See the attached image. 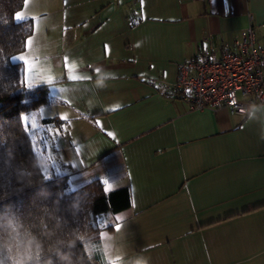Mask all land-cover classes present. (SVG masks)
<instances>
[{"label": "crops", "instance_id": "0c3cea01", "mask_svg": "<svg viewBox=\"0 0 264 264\" xmlns=\"http://www.w3.org/2000/svg\"><path fill=\"white\" fill-rule=\"evenodd\" d=\"M18 12L32 21L15 58L44 89L38 122L69 139L49 152L36 140L43 172L129 190L97 224L91 264H264V104L193 109L162 89L250 22L264 43V0H24Z\"/></svg>", "mask_w": 264, "mask_h": 264}, {"label": "trees", "instance_id": "16d2710c", "mask_svg": "<svg viewBox=\"0 0 264 264\" xmlns=\"http://www.w3.org/2000/svg\"><path fill=\"white\" fill-rule=\"evenodd\" d=\"M23 2L0 0V264H91L97 217L125 210L129 190L107 191L98 178L70 187L65 175L43 172L23 114L44 89L25 85L15 58L32 32L30 18L15 19Z\"/></svg>", "mask_w": 264, "mask_h": 264}, {"label": "built area", "instance_id": "2783aa9c", "mask_svg": "<svg viewBox=\"0 0 264 264\" xmlns=\"http://www.w3.org/2000/svg\"><path fill=\"white\" fill-rule=\"evenodd\" d=\"M162 89L193 109L224 106L244 114L264 104V43L252 22L231 41L201 47L194 57L179 62L175 80Z\"/></svg>", "mask_w": 264, "mask_h": 264}, {"label": "rangeland", "instance_id": "374dc122", "mask_svg": "<svg viewBox=\"0 0 264 264\" xmlns=\"http://www.w3.org/2000/svg\"><path fill=\"white\" fill-rule=\"evenodd\" d=\"M42 114L46 115L47 113L43 112V110H36V111H33L29 114H23L24 123L26 124L28 131H29L31 137L33 138V140L36 142L37 139L44 138L45 140L43 141V145H45L47 147V150H48V147L50 148L53 144L56 146H59L58 145L59 142L62 143L63 146L68 147V145H66V142L69 139H68V135L66 134L65 129L60 130V129H58V125H55V124L54 125H48V124H43V123L39 124L38 116H41ZM37 131H41L42 133L40 134ZM38 145H42V143L38 142ZM38 145H36V146L38 147ZM54 151H56V150H54ZM48 152H49V150H48ZM59 156L61 158H63V155L61 152H59ZM106 213H108V212H106ZM109 213H111V212H109ZM111 214H109V215H111ZM105 217L106 216H104V214H101L100 216H98L96 223L98 225L102 224L104 222Z\"/></svg>", "mask_w": 264, "mask_h": 264}, {"label": "snow or ice", "instance_id": "6c2138e0", "mask_svg": "<svg viewBox=\"0 0 264 264\" xmlns=\"http://www.w3.org/2000/svg\"><path fill=\"white\" fill-rule=\"evenodd\" d=\"M27 18H28V17L25 15L24 12H18V13H16V15H15V19H17L18 21H19V20H23V19H27ZM26 45H27L28 47H31V45H32V41H31V40L27 41V42H26ZM16 59H18L19 61H22V62H24V63H27V64H28V68H29V72H31L32 65H31V63L28 61V58H27V57H25V56H20V57H17ZM66 67H67L68 72L71 73V74L69 75V78H70V79L76 80V79H82V78H83V77L79 76V75L76 73V65H75V64L66 63ZM28 82H29V84H30V86H31V84L35 83V79H34V78L29 79ZM46 82L50 84V83L52 82V81H51V78L49 77V78L47 79ZM115 107H116V108H119L120 106H119V105H116ZM113 110H115V109H113ZM62 118H63V119H67L66 116H65V117H62ZM105 183L107 184V181H105ZM107 190H111L110 187H109Z\"/></svg>", "mask_w": 264, "mask_h": 264}]
</instances>
